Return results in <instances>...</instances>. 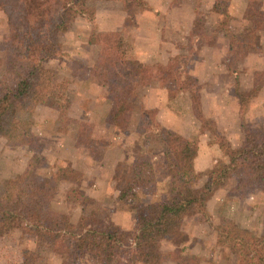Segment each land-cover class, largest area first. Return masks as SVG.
<instances>
[{
  "label": "rangeland",
  "instance_id": "1",
  "mask_svg": "<svg viewBox=\"0 0 264 264\" xmlns=\"http://www.w3.org/2000/svg\"><path fill=\"white\" fill-rule=\"evenodd\" d=\"M148 1L160 11L166 12L167 6L170 10L166 19L162 18L163 14L157 17L145 12L139 19L137 12L141 10H134L133 18L126 20L118 3L97 0L93 21L77 16L67 31L54 35L61 47V56L49 60L45 67L52 71V81L66 83L68 121H58L56 111L39 104L26 103L19 109V115L32 123L34 141L31 146H14L0 137V197L7 180L22 174L29 164L34 167L33 173L42 177H48L56 166L71 167L82 178L76 185L57 182L49 214H63L72 222L86 217L91 227L110 224L128 236L135 228L132 204L146 205L164 197L161 184L165 176L159 153L150 151L148 156L155 167L158 184L156 190L139 193L133 200L116 199L118 179L128 166L132 147L142 139L134 133L133 121L121 129L105 122L108 101L123 81L103 83L94 75L100 47L87 43L91 31L120 34L125 54L145 67L143 84L128 99L132 104L154 110L162 130L196 145L192 166L201 180L213 166L226 159L217 145L209 144L208 133L191 112L187 92L179 91L167 99L161 69L170 57L180 56L176 63L195 81L202 115L213 122L216 134L229 146H238L242 139L234 89L248 92L256 88L241 120L252 131H264V28L253 30L246 18L247 14L264 16V0H226V16L213 12L215 0ZM249 2L251 10L247 8ZM6 34L0 12V42ZM230 36L246 38L249 42L234 59L229 54ZM114 61L115 57L109 56L106 64L112 66ZM234 62L237 71L230 75L225 65H234ZM13 66L11 56L0 47V85L5 83ZM80 124L88 126L84 128L86 141L84 137L79 138ZM234 186L233 178L220 184L205 204L206 217H188L178 238L161 241V252H175L185 264H235L229 251L216 247L215 228L220 219L227 218L254 235L264 236V192L258 188L237 190ZM20 190L27 197L33 192V185L25 182ZM65 245L60 237L3 231L0 264H22L24 251L32 255L31 264H61ZM81 253L83 264H111L108 258L93 254L88 246H83ZM161 264L178 263L166 260Z\"/></svg>",
  "mask_w": 264,
  "mask_h": 264
},
{
  "label": "trees",
  "instance_id": "2",
  "mask_svg": "<svg viewBox=\"0 0 264 264\" xmlns=\"http://www.w3.org/2000/svg\"><path fill=\"white\" fill-rule=\"evenodd\" d=\"M97 0H4L0 12L4 17L6 38L0 42L2 50L14 61V66L4 84L0 85V137L6 143L31 146L34 141L32 123L19 115V109L26 103L39 104L57 112V120L67 122L66 83L52 81V71L46 68L49 60L61 56V47L55 34L68 30L75 17L94 19L93 6ZM116 2L125 13V19L133 18V11L151 8L142 0H104ZM249 1V0H248ZM226 0H215L213 12L226 16ZM248 10L252 5L247 4ZM258 16V15H257ZM253 30L264 28V16L247 14ZM121 35L102 34L91 31L87 43L100 47L94 74L101 82L122 80L123 84L108 101L105 122L119 129L133 121L134 133L142 141L135 144L123 175L116 185L118 201L133 200L141 193H153L157 188L155 167L149 158L150 151H156L161 160L165 176L161 184L164 197L149 204H132L135 228L128 236L117 227L107 224L91 227L86 217L72 222L68 216L49 214V203L56 191L57 182L78 184L81 173L71 167L56 166L46 176H36L33 165L24 172L7 180L0 197V233L17 230L36 237L63 238V261L61 264H83L81 249L88 246L92 253L108 258L111 264H161L166 260L185 264L175 252H161L160 244L165 238L176 239L182 231L183 222L190 216L206 217L205 204L212 192L227 178H233L234 189L258 188L264 192V131L250 130L241 120V114L256 88L248 92L234 89L239 103V128L242 133L240 144L231 147L218 136L214 124L202 115L200 99L195 81L179 69L176 61L180 56L170 57L164 67L161 82L167 99L179 91H186L194 118L209 135V144L217 145L226 162L213 166L207 177L193 169L196 145L183 138L162 130L152 109L132 104L129 95L137 90L145 79V67L125 54ZM246 38L230 36L228 48L231 58L242 54ZM114 56L112 66L106 59ZM230 63V62H229ZM225 65L228 74L235 75L236 63ZM46 66V67H45ZM92 72V73H93ZM134 119V120H132ZM80 124L79 138L85 137ZM86 138V139H85ZM87 142L84 146H87ZM29 182L33 192L23 197L21 186ZM69 198V195H67ZM216 230V247L229 251L235 264H264V236H257L235 225L227 218L220 219ZM22 264H31L32 255L24 251Z\"/></svg>",
  "mask_w": 264,
  "mask_h": 264
},
{
  "label": "crops",
  "instance_id": "3",
  "mask_svg": "<svg viewBox=\"0 0 264 264\" xmlns=\"http://www.w3.org/2000/svg\"><path fill=\"white\" fill-rule=\"evenodd\" d=\"M167 1V0H166ZM144 2H146L147 3V5L151 8V11H146V10H141V11H139V12H137V17L139 18V19H141V17L143 16V15H145L146 13H153L152 15L153 16H159V15H161V14H163L162 15V18L164 17L165 19H166V16H167V14H168V12H169V8H167V6H166V9H167V11L165 12V10H158L157 8H155V7H153V4L151 3V2H149L148 0H144ZM163 7V6H162ZM142 12H145V14L144 13H142ZM155 21H157V20H155Z\"/></svg>",
  "mask_w": 264,
  "mask_h": 264
}]
</instances>
